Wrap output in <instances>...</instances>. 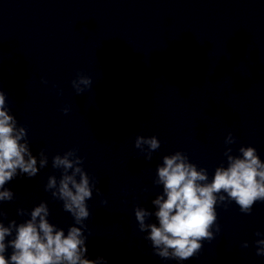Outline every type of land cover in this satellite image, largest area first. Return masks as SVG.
Segmentation results:
<instances>
[{
    "label": "clouds",
    "instance_id": "clouds-1",
    "mask_svg": "<svg viewBox=\"0 0 264 264\" xmlns=\"http://www.w3.org/2000/svg\"><path fill=\"white\" fill-rule=\"evenodd\" d=\"M42 82L47 83L46 80ZM91 85V78L82 74L72 81L77 94ZM68 111L67 107L63 109L65 114ZM235 142L236 138L229 132L225 144ZM145 145L146 159L151 161L152 153L160 148L161 142L156 136L138 135L135 147L145 151ZM77 151L71 149L52 158V167L61 170V176L59 180L55 175L49 176L45 185V191H50L53 199L63 202V209L71 214L74 225L68 227L65 235L64 229L49 222V207L43 201L30 212L17 209L18 215H29L30 218L19 224L11 220L7 226L0 220V264H107L103 257L86 258L87 237L83 229L86 227L84 221L90 215L86 201L92 198L94 188L98 194L100 189L84 170L83 158ZM231 152V148L226 149L227 167H217L210 182L207 169H198L184 153L177 151L163 156L154 181L163 186V191L151 201L155 212L143 207L134 210L139 230L147 232L145 239L151 242L155 255L188 260L200 252L201 241L214 238V226L215 232L219 233L220 226L216 223L218 204L226 207V202L235 201L242 213L251 214L254 203L264 201V162L256 148L242 146L238 156ZM47 164L48 156L44 150L39 152V160L32 154L27 130L17 126L16 118L9 114L6 94L0 90V202L14 199L13 191L5 187L8 182L18 175L33 178ZM153 215L158 223H146ZM0 217L6 219L7 213L0 210ZM260 235V232L256 233V236ZM6 237L12 238L6 243ZM255 244L256 255L264 256V239H257ZM241 247L247 248L248 243L243 242ZM9 248L12 251L6 257Z\"/></svg>",
    "mask_w": 264,
    "mask_h": 264
}]
</instances>
